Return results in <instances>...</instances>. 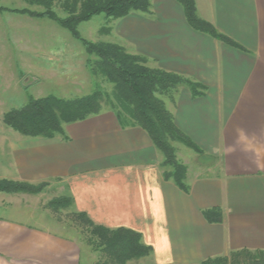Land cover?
Instances as JSON below:
<instances>
[{
    "label": "crops",
    "instance_id": "1",
    "mask_svg": "<svg viewBox=\"0 0 264 264\" xmlns=\"http://www.w3.org/2000/svg\"><path fill=\"white\" fill-rule=\"evenodd\" d=\"M195 1L198 15L242 48L193 28L177 0H152L150 12L117 18L113 31L151 66L206 87L194 96L183 85L165 99L178 127L220 161L189 169V192L164 178L147 132L121 125L111 109L66 124L67 139L0 133V179L61 183L96 223L141 232L159 264L264 249V0ZM0 7L2 20L22 14ZM13 86L20 74L1 64L0 89ZM215 206L222 222L203 216ZM81 255L74 237L0 216V264H80Z\"/></svg>",
    "mask_w": 264,
    "mask_h": 264
},
{
    "label": "trees",
    "instance_id": "2",
    "mask_svg": "<svg viewBox=\"0 0 264 264\" xmlns=\"http://www.w3.org/2000/svg\"><path fill=\"white\" fill-rule=\"evenodd\" d=\"M29 5H39L44 10L28 7L9 8L37 18H50L80 38L90 56L87 60L93 74L101 75L113 84L112 90L100 88L91 93L73 98L57 95L41 97L30 96L26 104L13 107L3 114L6 126L21 135L31 137L68 138L65 125L87 119L111 109L121 125L139 126L144 129L154 145L161 151L162 173L165 179L172 180L181 190L190 191L188 165L177 154L176 143H183L200 155L204 151L176 124L174 114L167 107L163 96L174 98L177 90L185 85L194 96L205 94V85L179 73L153 67L149 59L131 53L123 44L99 40L92 41L81 37L78 26L81 22L104 13L108 19H117L134 12L151 11L152 0H24ZM184 8L188 23L195 29L236 47L242 46L232 38L221 33L211 22L201 18L197 12L195 0H177ZM58 5L65 13L61 16L55 10ZM6 7H0V9ZM111 27L105 26L102 32L109 33ZM108 103V106H105ZM48 185L47 182L31 183L28 181L0 179V192L38 194ZM74 197L61 195L50 201L54 210L73 207V219L82 227L85 241L100 253L96 264H131L133 260L150 256L153 246L143 240L141 232L129 227L111 228L96 223L85 211L74 207ZM209 222H222L223 211L215 206L202 210ZM235 250L228 255L211 256L198 264H232L237 256H244L249 264H264V249ZM176 264V263H169Z\"/></svg>",
    "mask_w": 264,
    "mask_h": 264
},
{
    "label": "rangeland",
    "instance_id": "3",
    "mask_svg": "<svg viewBox=\"0 0 264 264\" xmlns=\"http://www.w3.org/2000/svg\"><path fill=\"white\" fill-rule=\"evenodd\" d=\"M0 4L11 8L28 7L38 11L44 10V7L29 5L24 0H0ZM55 10L61 16L66 15L58 5L55 6ZM6 15H4V20L0 16V60L8 59L10 61H8L9 63L0 62V66L1 64L7 66L14 75L19 73L21 86L0 89L1 134L18 133L4 124L3 114L13 107H21L26 104L30 96L41 97L53 94L73 98L89 94L96 88L109 92L112 90L111 82L101 75L93 74L88 63V66H84V63L94 56L88 54L82 40L75 37L57 21L47 17L40 19L28 14ZM115 20L114 18L108 19L104 13L97 14L91 19L81 22L78 30L83 38L92 41L117 42L129 50L128 44L113 32ZM104 26L105 28L111 27L112 30L109 33L102 32ZM129 51L133 53L131 50ZM61 53L64 55L60 56ZM54 66L58 69H54ZM60 68L64 70H59ZM163 98L165 100L168 97L163 96ZM108 105L105 103V106ZM176 147L179 159L188 165V170L204 172L211 163L220 165L219 160L199 155L198 152H194L183 143H176ZM3 159V155L0 154V163L3 162ZM215 168L218 167L215 165ZM67 190L61 183H48L42 192L35 195L22 192H0V216L37 227H51L59 233L74 237L81 242L82 246L80 264H96L100 253L85 241L82 227L73 219V207L57 211L49 206L50 201L54 198L70 194ZM24 210L29 211L30 214L25 213ZM252 252L255 253V250ZM232 253L233 251L228 256H231ZM237 258L240 261L236 260L232 264H249L245 262L244 256H237ZM130 263L159 264L152 254Z\"/></svg>",
    "mask_w": 264,
    "mask_h": 264
}]
</instances>
